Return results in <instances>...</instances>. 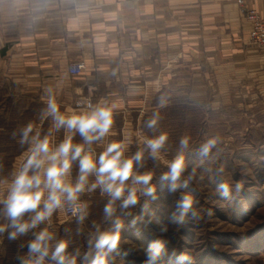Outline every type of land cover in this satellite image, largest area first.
I'll list each match as a JSON object with an SVG mask.
<instances>
[{
    "label": "clouds",
    "instance_id": "obj_1",
    "mask_svg": "<svg viewBox=\"0 0 264 264\" xmlns=\"http://www.w3.org/2000/svg\"><path fill=\"white\" fill-rule=\"evenodd\" d=\"M13 19L22 18L24 26L32 31L50 18L58 17L65 21L86 22L98 15L101 7L95 0H16L11 6ZM44 107L40 110V125L32 122L13 132L19 137L18 143L27 150L22 154L17 167L11 173V179L0 180L6 192L0 194V216L7 223L0 224V234L8 229V239L29 233L34 237L26 244L27 256H17L18 264H44L47 258L51 264H115L117 257L139 255L144 264H162L167 258L169 264H191V256L186 252H169V239L165 236L171 226L179 232L188 223H199L204 219L202 212L210 219L211 208L198 209L190 185L204 180L198 176L196 168L187 170L185 153L191 149L189 136L179 140L177 153L171 160H164L169 137L167 133L143 136V146L134 154L126 155L127 140L109 142L97 156L93 144L103 143L111 134L113 127L114 104L100 100L93 105L87 98L77 101L75 109L61 111L53 86L44 89ZM177 102L200 113L211 114L219 111L220 105L210 98L202 84L189 73L160 91L157 96V109L168 107ZM159 111L145 121V127L156 133L160 122ZM48 122L47 132H42L41 125ZM63 131L64 138L55 142V134ZM79 135L81 143H74ZM218 136L207 139L196 149V156L201 164L215 162L223 152ZM147 160L164 161L168 171L159 176L161 190H167L176 198L174 210L168 217V224L161 225L153 234L147 246L137 249L135 246L121 247V233L125 229L124 218L132 217L129 227L150 231L154 213L150 212L151 203L159 196L152 183L153 172L141 173ZM78 164V175L71 179L73 164ZM210 180H218L217 195L224 200L239 198L244 190L241 182L230 183L224 179L223 166L208 169ZM90 177L94 180L90 182ZM99 189L101 196L107 197L103 208L101 224L93 222V229L87 240V251L82 255L79 249L69 253V242L58 239L49 230L53 214L70 212L78 225H83L89 216L88 204L81 200L83 194ZM178 194V195H177ZM141 198L143 203L141 204ZM140 207V214L133 215V209ZM149 216V219H145ZM41 224H47L42 230L33 231ZM103 225V226H102ZM139 225V227H138ZM79 231V229H78ZM25 245H21V248Z\"/></svg>",
    "mask_w": 264,
    "mask_h": 264
},
{
    "label": "crops",
    "instance_id": "obj_2",
    "mask_svg": "<svg viewBox=\"0 0 264 264\" xmlns=\"http://www.w3.org/2000/svg\"><path fill=\"white\" fill-rule=\"evenodd\" d=\"M239 1L95 0L101 6L95 18L52 17L30 31L11 15L16 0H0V83L28 87L43 101L44 89L53 86L61 111L75 109L82 97L93 105L109 101L115 105L111 134L92 147L98 156L107 143L127 137L126 155H132L148 136L152 113L180 105L157 109V96L186 74L196 76L219 110L264 106V48L250 44ZM241 1L264 16V0ZM79 61L85 69L70 75L69 64ZM49 127L44 122L42 132ZM63 138V131L55 134L56 143ZM73 142H82L78 134ZM26 150L13 156L16 163ZM77 175L74 163L73 182Z\"/></svg>",
    "mask_w": 264,
    "mask_h": 264
},
{
    "label": "rangeland",
    "instance_id": "obj_3",
    "mask_svg": "<svg viewBox=\"0 0 264 264\" xmlns=\"http://www.w3.org/2000/svg\"><path fill=\"white\" fill-rule=\"evenodd\" d=\"M44 106L37 91H30L28 87L8 81L0 83V180L11 179V173L18 165L13 156L24 149L18 143L19 137H13V132L30 122L39 125V113ZM160 117L158 131L153 133L148 129V136L167 133L169 140L164 160H171L176 155L179 140L183 136L191 138V149L185 153L187 170L190 172L196 168L198 176L202 175L204 180L190 185L189 191L198 209L211 208L213 211L212 218L206 216V211L202 212V221L190 222L179 232L174 233L170 226L165 236L170 240L169 252L175 250L177 254L188 253L192 258L191 264H264V106L243 112L219 110L206 114L180 104L165 109ZM214 136L220 137L223 152L217 161L201 164L196 149ZM219 166L225 169L224 179L230 183H243L244 190L239 198L227 201L217 195L216 185L219 181L209 179L211 173L208 169L214 170ZM140 171L153 172L152 183L157 188L159 199L150 205V212L154 213L150 231L141 230L137 234L136 229L128 226L132 217L124 218L122 249L129 246L137 249L146 247L160 226L168 224V217L174 210L173 201L176 197L166 189L161 190L159 184V176L168 171L164 161L147 160ZM5 192L6 187L0 185V194ZM81 200L87 202L89 211L83 225H78L76 219L66 217L63 212H56L49 230L58 239L69 242V253L75 254L79 249L82 255L87 251L89 234L94 231L93 222L101 224L103 221L107 197L98 194L82 197ZM132 211L134 216L139 215L140 207ZM145 219H149V216H145ZM4 223L7 221L0 216V224ZM46 226L41 224L33 231L42 230ZM9 231L11 229L0 234V264H18L16 257L27 256L26 244L34 238L29 233L10 241ZM21 245L25 247L21 248ZM44 264L51 262L46 258ZM78 264H81L79 258ZM115 264H144V261L141 256L133 254L117 257ZM162 264H169L167 258Z\"/></svg>",
    "mask_w": 264,
    "mask_h": 264
},
{
    "label": "built area",
    "instance_id": "obj_4",
    "mask_svg": "<svg viewBox=\"0 0 264 264\" xmlns=\"http://www.w3.org/2000/svg\"><path fill=\"white\" fill-rule=\"evenodd\" d=\"M241 11L250 25L249 41L250 44L256 48H264V16L260 15L254 8H248L243 5L240 0ZM85 69L82 61L70 63L68 66V73L72 76L79 75ZM84 99L78 98L73 102L74 108L77 107V101ZM88 99V98H87ZM92 104L93 102L88 99ZM64 215L70 219H75L70 212H63Z\"/></svg>",
    "mask_w": 264,
    "mask_h": 264
}]
</instances>
